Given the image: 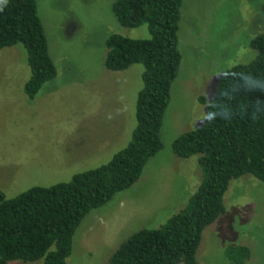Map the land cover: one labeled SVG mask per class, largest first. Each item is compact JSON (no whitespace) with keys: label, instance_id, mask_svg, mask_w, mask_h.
I'll use <instances>...</instances> for the list:
<instances>
[{"label":"rangeland","instance_id":"374dc122","mask_svg":"<svg viewBox=\"0 0 264 264\" xmlns=\"http://www.w3.org/2000/svg\"><path fill=\"white\" fill-rule=\"evenodd\" d=\"M112 1L35 0L56 75L33 98L23 93L29 69L21 45L0 49V191L6 197L65 182L106 163L128 142L142 67L105 69L104 40L111 33L133 39L149 34L144 24L118 25ZM263 2L181 0L180 62L159 130L162 147L131 186L84 216L66 264H108L129 234L156 228L183 207L200 181L197 155L177 157L170 142L203 121L220 72L252 57L248 41L264 30ZM222 203L223 213L201 232L196 261L228 264L223 248L243 245L249 256L242 264H264V184L242 174L229 181Z\"/></svg>","mask_w":264,"mask_h":264},{"label":"trees","instance_id":"16d2710c","mask_svg":"<svg viewBox=\"0 0 264 264\" xmlns=\"http://www.w3.org/2000/svg\"><path fill=\"white\" fill-rule=\"evenodd\" d=\"M181 0H113L116 23L146 25L149 37L117 33L104 40L103 67L122 71L140 64L141 87L134 102V127L126 145L93 169L50 186H30L12 197L0 191V264L11 261L66 264L72 237L84 216L131 186L160 148L159 130L170 85L180 62L178 21ZM264 13V2L261 5ZM20 44L29 75L23 93L33 98L54 78L35 0L0 3V49ZM252 57L220 72L205 105L203 121L170 142L180 158L196 156L200 181L178 211L156 228H140L121 241L108 264H199L195 251L201 232L224 211L222 197L231 179L250 174L264 184V30L248 41ZM228 264L249 256L243 245L222 251Z\"/></svg>","mask_w":264,"mask_h":264},{"label":"clouds","instance_id":"9594fccd","mask_svg":"<svg viewBox=\"0 0 264 264\" xmlns=\"http://www.w3.org/2000/svg\"><path fill=\"white\" fill-rule=\"evenodd\" d=\"M4 2V0H0V3H3Z\"/></svg>","mask_w":264,"mask_h":264}]
</instances>
